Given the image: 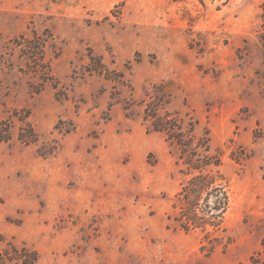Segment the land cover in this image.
I'll return each instance as SVG.
<instances>
[{
    "label": "rangeland",
    "instance_id": "rangeland-1",
    "mask_svg": "<svg viewBox=\"0 0 264 264\" xmlns=\"http://www.w3.org/2000/svg\"><path fill=\"white\" fill-rule=\"evenodd\" d=\"M263 3L0 0V264H264Z\"/></svg>",
    "mask_w": 264,
    "mask_h": 264
},
{
    "label": "trees",
    "instance_id": "trees-1",
    "mask_svg": "<svg viewBox=\"0 0 264 264\" xmlns=\"http://www.w3.org/2000/svg\"><path fill=\"white\" fill-rule=\"evenodd\" d=\"M199 1L203 3V0H199ZM261 9H262V15L261 16L264 18V3L261 5ZM169 128H171V127H169ZM169 132H170L169 133L170 136L175 137L173 135L172 129ZM175 138H180V137H175ZM187 195H188V193L183 197V200H185V201L182 203V207H181V214L183 215L184 218L188 217L187 213L190 212V208H189L190 201H189V198ZM216 200L217 199L214 198V202ZM261 245H262V248L264 251V240L262 241ZM251 258L253 259L254 257H251ZM252 262H253V264H258L259 261H257V259L254 258L252 260Z\"/></svg>",
    "mask_w": 264,
    "mask_h": 264
},
{
    "label": "water",
    "instance_id": "water-1",
    "mask_svg": "<svg viewBox=\"0 0 264 264\" xmlns=\"http://www.w3.org/2000/svg\"><path fill=\"white\" fill-rule=\"evenodd\" d=\"M211 201H214V198H211Z\"/></svg>",
    "mask_w": 264,
    "mask_h": 264
}]
</instances>
